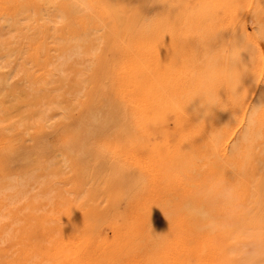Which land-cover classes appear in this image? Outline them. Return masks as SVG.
Listing matches in <instances>:
<instances>
[{"label": "rangeland", "instance_id": "rangeland-1", "mask_svg": "<svg viewBox=\"0 0 264 264\" xmlns=\"http://www.w3.org/2000/svg\"><path fill=\"white\" fill-rule=\"evenodd\" d=\"M196 1L176 0L173 4L176 8L181 6V12L186 5L189 12L185 10L183 14L188 13L186 18L194 21L196 17L201 19L198 15L200 5ZM82 2L87 10L78 14L72 6L74 0H0V187L11 181L13 185L20 182L14 190H0V264H70L63 253L50 257L52 247L48 242L53 239L58 242L61 237L48 239L45 234L48 225L44 219L52 215L56 207L66 211L69 217L79 213L81 224L87 228L82 239L88 245L107 241L100 231L110 219L112 204L108 200L115 198L116 201V192L110 190L109 194L103 181H93L84 174L95 168L97 143L115 145L125 135L126 127L106 97L111 66L119 61L115 45L125 46L130 39L152 34L157 26H164L175 10L164 0L162 3L161 0ZM160 3L163 10L158 6ZM242 3L238 5L242 7ZM261 12L254 26H250L252 34L260 38V45L264 44V14ZM207 17L206 22H202L201 32L190 31L194 38L191 40L192 60H196V65L187 67L188 64L177 58L176 68L184 69L181 76H187L189 86L199 92L198 96L195 92L198 105L194 107L197 124H209L212 120L219 125L223 122L217 138L222 141L232 123L234 125L233 118H229L232 117L230 110L222 107L225 104L214 86L218 83V74L213 59L218 52L215 50L221 48L217 44L223 41L219 34H223L225 25L216 18ZM209 22L212 25H207ZM213 33L217 38L208 41V36L215 35ZM215 40L219 42L214 45ZM181 76L177 78L179 82L186 79H180ZM242 85L241 91L246 88V80ZM175 86L168 80V86L160 89L164 91L161 100L172 103L177 98L190 97L186 92L177 94ZM199 110L202 111L200 116ZM262 119L264 100L256 113L255 134L232 154V158L229 154L228 160L232 162L228 161L230 165L225 167L235 170L238 187L248 189L242 203L264 207ZM216 143L215 148H219L221 142ZM214 151L212 159L215 157L216 161L218 153ZM195 163L198 166L200 160L196 159ZM257 211L250 221L259 222ZM260 220H264V216ZM113 221L118 226L124 222L118 216ZM151 225L150 234L132 239L126 254L116 264H123L127 258L140 262L144 246L149 248L154 240L159 243V236L152 233L159 225L156 222ZM260 225H264V221ZM240 236L230 239L231 256L239 260L237 264H264V238Z\"/></svg>", "mask_w": 264, "mask_h": 264}, {"label": "bare ground", "instance_id": "bare-ground-1", "mask_svg": "<svg viewBox=\"0 0 264 264\" xmlns=\"http://www.w3.org/2000/svg\"><path fill=\"white\" fill-rule=\"evenodd\" d=\"M74 1L72 6L76 13L87 10L82 0ZM197 1L201 19L196 17L191 21V17L190 20L186 18L188 13L183 14L187 8L185 2V9L181 12V6L176 8L173 4L176 0H164L172 4L171 10H175L167 17L166 28L157 26L152 34L130 39L125 46L116 43L119 61L111 66L106 97L126 127L125 135L115 145L97 143L94 147L95 168L84 174L93 181H103L108 192H116V201L115 198L108 200L112 204L110 219L100 231L101 237L108 242L88 245L82 239L87 228L81 224L79 213L69 217L66 211L56 207L53 214L44 219L48 225L45 229L48 239L61 237L58 242L54 239L48 242L52 247L51 258L63 253L70 264H116L126 254L132 239L150 234L149 225L154 222L159 227L152 233L159 236V243L154 240L149 248L144 246L140 262L127 258L123 264H237L239 260L230 252L231 238L243 234L264 238V225H260L264 221L260 220L264 216V207L243 204L248 189L236 185L235 170L226 169L229 154L232 158V154L255 134L256 113L264 100V44H259L260 38L253 35L250 28L264 10V0H242L243 3L237 0L242 7L236 0V4L234 0ZM161 3L158 6L163 10ZM205 16L216 18L225 25V31L219 34L223 41L217 44L221 48L214 47L215 52L218 51L213 59L218 74V83L214 86L225 104L222 107L230 110L232 117L229 118H233L234 125L232 123L222 141L217 138L223 122L219 125L212 120L214 122L209 124H197L194 111L198 105L197 91L189 86L187 76H181L184 69L176 68L177 58L188 64L187 67L196 65V60H192L191 40L194 38L190 31L201 32ZM216 36L210 35L207 40L213 41ZM258 36L262 37L261 34ZM215 42L219 40H215L214 45ZM204 74L208 76V71ZM179 76L186 79L179 82ZM168 80L176 85L177 94L186 92L190 97L186 95L188 99L177 98L172 103L161 100L164 91L160 89L168 86ZM243 80H246V88L241 91ZM198 113L200 116L202 111ZM216 141L217 145L221 142L219 148H215ZM214 150L218 153L215 154L216 161L215 157L212 159ZM196 159L200 160L198 166ZM12 183L0 187V190L11 191L20 185V182ZM213 185L235 189V203L228 207L220 203L208 191ZM255 210H258L260 223L250 221ZM117 216L123 218L121 226L113 221Z\"/></svg>", "mask_w": 264, "mask_h": 264}, {"label": "clouds", "instance_id": "clouds-1", "mask_svg": "<svg viewBox=\"0 0 264 264\" xmlns=\"http://www.w3.org/2000/svg\"><path fill=\"white\" fill-rule=\"evenodd\" d=\"M209 193L214 195L215 198L222 203L225 207L231 206L235 203L237 197L235 189L223 185V186H210Z\"/></svg>", "mask_w": 264, "mask_h": 264}]
</instances>
